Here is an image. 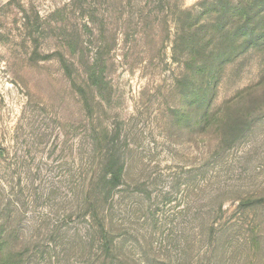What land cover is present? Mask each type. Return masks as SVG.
Listing matches in <instances>:
<instances>
[{"label":"rangeland","instance_id":"rangeland-1","mask_svg":"<svg viewBox=\"0 0 264 264\" xmlns=\"http://www.w3.org/2000/svg\"><path fill=\"white\" fill-rule=\"evenodd\" d=\"M72 1L0 0V176L7 198L14 188L25 232L12 244L30 250L28 264H89L88 223L73 179L93 161L92 114L96 126L100 119L120 128L129 145L130 187L116 205L115 226L131 264H264V52L247 54L220 82L217 105L254 89L241 112L248 130L237 133L234 147L218 149L215 136L181 135L172 125V110L181 106L173 28L127 42L117 31L98 93L104 109L91 94L86 105L59 62L42 57L75 33L94 42L84 29L92 15L114 34L118 10L111 0ZM36 49L41 56H33ZM141 182L146 188L136 189ZM136 203L143 208L137 213Z\"/></svg>","mask_w":264,"mask_h":264},{"label":"trees","instance_id":"trees-1","mask_svg":"<svg viewBox=\"0 0 264 264\" xmlns=\"http://www.w3.org/2000/svg\"><path fill=\"white\" fill-rule=\"evenodd\" d=\"M111 1L118 10L114 34L109 31V23L97 22L92 15L84 29L94 42L85 41L86 33L80 34L77 29V35L65 37L62 46L43 56V60H57L86 105L90 107L91 94L92 101H98L104 109L98 93L106 83L108 56L114 51L117 31L126 35L127 42L131 36L149 40V34L155 30L171 32L173 28L172 60L179 68L176 85L181 100V106L172 110L176 113L173 127L181 135L184 132L213 135L219 140L218 149L234 147L237 133H246L250 125L248 116L241 112L246 104H252L249 99L254 88L247 86L219 105L218 91L230 68L237 69L243 58L255 50L264 52V0H204L191 9L184 8L182 0ZM24 15V20L32 24L26 11ZM38 51H34V57L41 56ZM77 77L83 85L78 84ZM256 100L253 98V102ZM88 116L93 161L86 172L80 170L74 175L73 182L78 190L79 216L88 223L84 240L92 251L89 264H131L121 249L123 235L115 226L116 205L124 198L126 187H130L127 181L130 165L125 152L129 145L122 141L120 128L100 119L96 126L93 115ZM5 155L6 150L0 148V163ZM135 186L146 188V183ZM17 187L23 191L20 178ZM6 189L0 176V264H28L30 250L12 244L21 243L25 232L14 188L11 185V199L4 195ZM133 206L136 213L143 210L138 203Z\"/></svg>","mask_w":264,"mask_h":264}]
</instances>
